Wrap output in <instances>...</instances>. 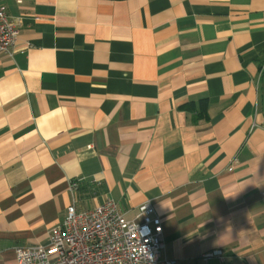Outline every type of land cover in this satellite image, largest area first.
<instances>
[{
  "label": "crops",
  "instance_id": "0c3cea01",
  "mask_svg": "<svg viewBox=\"0 0 264 264\" xmlns=\"http://www.w3.org/2000/svg\"><path fill=\"white\" fill-rule=\"evenodd\" d=\"M0 5L17 26L0 52V264L47 244L73 199L127 220L150 202L175 264H264V0Z\"/></svg>",
  "mask_w": 264,
  "mask_h": 264
},
{
  "label": "built area",
  "instance_id": "2783aa9c",
  "mask_svg": "<svg viewBox=\"0 0 264 264\" xmlns=\"http://www.w3.org/2000/svg\"><path fill=\"white\" fill-rule=\"evenodd\" d=\"M16 34L15 22L0 5V52L10 51ZM77 185L70 181L72 195ZM164 247L161 219L150 202L139 206L138 220H127L112 200L79 211L73 199L63 221L51 228L47 244L16 247L14 252L15 264H175L163 256ZM203 257L221 258L222 250Z\"/></svg>",
  "mask_w": 264,
  "mask_h": 264
},
{
  "label": "trees",
  "instance_id": "16d2710c",
  "mask_svg": "<svg viewBox=\"0 0 264 264\" xmlns=\"http://www.w3.org/2000/svg\"><path fill=\"white\" fill-rule=\"evenodd\" d=\"M112 1V0H111Z\"/></svg>",
  "mask_w": 264,
  "mask_h": 264
}]
</instances>
